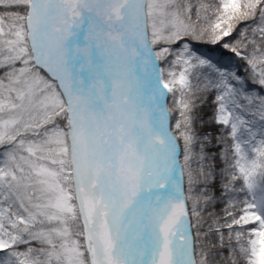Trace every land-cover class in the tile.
I'll return each instance as SVG.
<instances>
[{
  "label": "rangeland",
  "instance_id": "374dc122",
  "mask_svg": "<svg viewBox=\"0 0 264 264\" xmlns=\"http://www.w3.org/2000/svg\"><path fill=\"white\" fill-rule=\"evenodd\" d=\"M25 1L0 0V5L25 6ZM183 1L187 0H149L153 41L162 56V45L166 48L165 43L176 42L188 30V18L192 21L197 15L196 0L191 8L192 3L185 8ZM26 17L21 12L20 16H0V259L6 254L11 259L8 264H95L84 226L93 236L97 208L91 211L100 204L99 193L91 178L89 189L85 188L92 204L86 210V227L69 180L66 114L64 107L50 109V98L43 96L55 81L44 70L39 75L32 61ZM252 29L254 48L247 52V64L237 66L242 59L220 62L216 52L206 50L208 55H201L185 47L171 64L165 62L163 74L173 125L183 147L189 199V172L197 161L190 146L195 131L190 124L195 118H189L187 93L197 74L213 86L215 118L233 132L237 166L251 194L248 212L258 222L250 262L264 264V36L261 45V25L253 24ZM191 211L195 225L193 204ZM99 223L104 225L103 215ZM104 242L108 243L107 236Z\"/></svg>",
  "mask_w": 264,
  "mask_h": 264
},
{
  "label": "trees",
  "instance_id": "16d2710c",
  "mask_svg": "<svg viewBox=\"0 0 264 264\" xmlns=\"http://www.w3.org/2000/svg\"><path fill=\"white\" fill-rule=\"evenodd\" d=\"M187 2L194 4V0ZM197 2L206 16L192 21L191 35L181 38L180 43L177 42L174 47L165 49L164 56L167 60L174 57L173 50L183 47L178 45L181 43L189 45L191 50L199 49L201 45H211L212 38L219 39V42L229 39L234 46L244 44L235 30L240 23L250 20L251 8L248 4L242 3L241 9L236 7L234 0ZM261 14H264V0H261ZM231 26L234 30L232 35L227 36L224 29L227 31ZM186 40H190L189 43ZM204 102L209 104L208 101ZM197 114L202 122L194 125L198 134L194 131L192 147L202 145L201 150L204 151L200 154L203 168L194 171L201 188L197 201L199 227L205 237V242L201 245L202 252L207 257V264H248L246 253L251 248L253 222L243 214L246 197L241 176L233 168L231 160L232 137L229 130L220 123L209 117L207 119V109L203 106Z\"/></svg>",
  "mask_w": 264,
  "mask_h": 264
},
{
  "label": "bare ground",
  "instance_id": "6f19581e",
  "mask_svg": "<svg viewBox=\"0 0 264 264\" xmlns=\"http://www.w3.org/2000/svg\"><path fill=\"white\" fill-rule=\"evenodd\" d=\"M52 2H54L55 4L58 2V0H44V4L38 5L35 11L32 13V21L30 24V27L33 31L32 41L34 50L37 56L41 59V62L45 64L51 62L52 53L51 51H49L48 40L51 36L52 30L55 29L53 12L54 9L52 6ZM49 5L51 6L50 8ZM49 70L53 76L56 75L54 70ZM61 85L63 86L62 83ZM56 94V86H52L49 84V88H47L45 96L50 98V109H56L61 104L59 97L54 96ZM66 96L68 98L74 120V127L73 131L71 132V139L73 140L74 158H76V160H86L93 165L96 170L97 177L101 183L100 186L102 188V191L105 192L106 196V207L102 203L99 206V216L93 219V229L96 230L95 241L97 249L100 256L102 257L103 264H116L122 254H127L128 256H130V253L134 254V249H136L135 246H137V243L142 245L139 238L133 233V229L129 227V223L127 224L129 218L128 209L133 201L131 197V192L134 188V186L132 187V185H130L129 179L130 176L131 178H135L137 173L134 171H129L128 166L123 164V162L119 163L117 161L112 166L107 167L103 161L98 160V158L93 155L88 145L87 133L85 134L86 131L82 127L83 125L81 124V120L78 115L77 104L73 100L72 96L68 95L67 93ZM55 121H57V119H55ZM100 211L105 212L114 225L115 245L112 250L114 254L113 260H104V257L106 256V248L104 247L103 241L97 236V231H99L100 229ZM128 232H131L133 242L130 245L125 246L124 239L125 237H127ZM175 248L180 251V253H177V255H181L183 258H187L188 251H186V245L179 241V243L176 244ZM151 254L152 252H147L146 256H150ZM161 254L164 256L166 253L163 251L161 252Z\"/></svg>",
  "mask_w": 264,
  "mask_h": 264
}]
</instances>
